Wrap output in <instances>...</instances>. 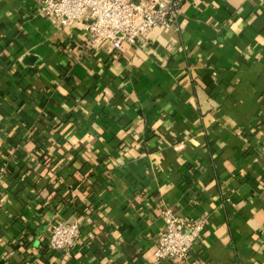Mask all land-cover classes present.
<instances>
[{"label": "crops", "instance_id": "0c3cea01", "mask_svg": "<svg viewBox=\"0 0 264 264\" xmlns=\"http://www.w3.org/2000/svg\"><path fill=\"white\" fill-rule=\"evenodd\" d=\"M180 1L115 50L0 0V264H155L167 208L206 222L161 264H264V0Z\"/></svg>", "mask_w": 264, "mask_h": 264}, {"label": "built area", "instance_id": "2783aa9c", "mask_svg": "<svg viewBox=\"0 0 264 264\" xmlns=\"http://www.w3.org/2000/svg\"><path fill=\"white\" fill-rule=\"evenodd\" d=\"M39 13L61 28L83 24L89 34V49L110 42L115 50L135 44L154 28L177 29L182 12L180 0H38ZM163 230L156 238L155 264L182 261L199 242L204 218L180 217L171 209L162 212ZM78 222L59 223L52 228L48 246L68 252L81 244Z\"/></svg>", "mask_w": 264, "mask_h": 264}]
</instances>
